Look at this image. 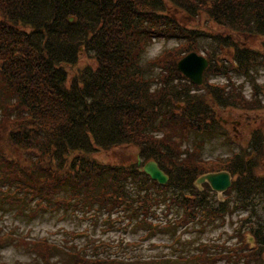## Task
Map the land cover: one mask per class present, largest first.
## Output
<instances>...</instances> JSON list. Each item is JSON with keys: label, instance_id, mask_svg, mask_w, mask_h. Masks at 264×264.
I'll return each instance as SVG.
<instances>
[{"label": "trees", "instance_id": "trees-1", "mask_svg": "<svg viewBox=\"0 0 264 264\" xmlns=\"http://www.w3.org/2000/svg\"><path fill=\"white\" fill-rule=\"evenodd\" d=\"M200 14L219 31L210 36L184 25ZM210 37L216 48L205 50L209 66L197 86L177 64L184 54L201 55V41ZM253 37L263 40L261 48L246 41ZM173 38L187 42L186 51L183 56L167 51L152 61L161 73L151 76L141 63L148 42ZM84 53L91 63L80 67ZM257 68L264 69V0H0V199L24 206L22 215L30 209L24 202L35 201L31 217L43 202L46 208L74 204L84 212L107 210L109 223L122 212L116 221L125 215L137 220L134 231L154 233L159 222L150 217H157L162 203L167 209L180 207L183 223L219 228L233 208L244 217L232 234L240 244L227 246L221 237L213 238L199 244L208 250L191 258L200 264H228L231 254L238 262L244 259L240 264L258 260L264 255L259 170L264 126L253 130L248 147L227 158L206 159L202 153L206 139L235 143L219 116L220 106L261 107L257 100L250 104L234 96V85L213 86L207 77H228L232 71L247 77ZM262 90L264 85L256 87L254 96ZM123 146L137 149L135 161L105 162L96 156ZM150 161L169 176L166 185L144 172ZM220 171L233 177L223 201L208 184L196 185L202 175ZM170 227L177 230L176 224ZM6 236L0 233V242ZM27 241L39 248L37 240ZM98 263L123 261L107 257Z\"/></svg>", "mask_w": 264, "mask_h": 264}, {"label": "rangeland", "instance_id": "rangeland-1", "mask_svg": "<svg viewBox=\"0 0 264 264\" xmlns=\"http://www.w3.org/2000/svg\"><path fill=\"white\" fill-rule=\"evenodd\" d=\"M183 23L186 27L201 29L210 36L219 31V27L205 14L185 19ZM246 41L252 47H262L263 40L261 38H246ZM153 42H159L163 45L162 54L167 51H175V53L178 52L183 56V52L186 51L187 42L182 40L174 38L156 39L148 42L147 46ZM201 42V50L199 51L203 56H205L206 49L213 50L216 48L215 39L211 37L205 38ZM162 54L158 59L162 57ZM89 63L91 60L87 54H82L78 65L83 67ZM141 63L151 76H157L161 73L160 69L153 65V62H143L141 59ZM254 71H251L247 77H243L235 71L230 72L228 77L217 76L216 74H210L207 77V81L209 79V84L213 86L228 88L230 85H234L235 91H238L234 96L244 97L245 100L251 101L250 104L257 100L261 107L243 110L220 106L219 116L225 121L224 126L229 133V138L234 139L235 143L230 146L227 139H218L212 143H207L208 139H206L202 151L204 158H227L235 151H242L251 143L253 130L257 126H264V90H262L263 94L254 96L256 87L264 85V69L257 68ZM194 92L201 93L202 90L194 89ZM203 139L205 138L200 137V140ZM186 147L184 144V148ZM137 155L138 151L133 146H123L111 151H101L96 156L105 162L130 163L136 160ZM15 156L17 155L15 154ZM262 161L259 170L264 176V156ZM12 192L15 193V190ZM171 193H175L176 196L179 195L178 191L171 190ZM218 197L223 199L222 196ZM24 205L36 211L37 204L35 201L30 203V200L27 199ZM45 205V202L42 203L39 212L34 217L29 215L31 212H29L30 209H27L28 217H25L26 214H20L24 206L0 199V233L8 235L0 242V264H42L45 260L50 261V264H100L98 263L100 259L107 260V257L123 259L122 264H145L146 262L148 264H200L199 258L192 259L191 256L203 254L205 250H208V246L205 248L204 245H199L201 242L206 243L213 238L216 240L221 237L222 243L225 242L227 246L240 244L239 238L232 237V234L242 225L241 221L244 218L239 215L241 211L236 209L232 211V208L225 214L222 219L223 224H221L223 226L220 228L217 225L211 226L199 221L194 224H186L181 219V208L176 209V204H171V212L166 213L167 208L162 203L156 207L157 217L154 219L150 217V220L159 222L160 231L154 233L153 230H148L151 232L149 234L147 230H133L137 222L134 218L128 219L123 215V221H116L122 212L114 213L109 223L106 218L107 210L99 212L97 208H94V212L99 213L97 217H94L91 216L94 212L88 211L85 214L83 210H80L81 208L74 204H68L69 206L65 208H42ZM141 218L142 216L139 217V219ZM112 222H114L113 225H111ZM171 224H176V231L170 227ZM245 225V228H249L247 223ZM242 234L246 240L250 239L249 242L251 243L252 235L248 230L242 231ZM42 238L51 244L50 248L35 243L39 247L36 248L27 241H38ZM8 242L9 244H6ZM251 244L253 246V242ZM231 255V262L228 264L244 262V259H240L238 262L235 255ZM249 263L264 264V255L258 260L251 259ZM201 264L204 263L201 262Z\"/></svg>", "mask_w": 264, "mask_h": 264}, {"label": "water", "instance_id": "water-1", "mask_svg": "<svg viewBox=\"0 0 264 264\" xmlns=\"http://www.w3.org/2000/svg\"><path fill=\"white\" fill-rule=\"evenodd\" d=\"M208 66V60L204 56L198 55L195 52L186 55L178 62L177 65L178 70L183 74V76L191 80L195 85H201L203 83L204 72ZM144 171L154 181H157L161 185L168 182V176H166V174L154 161L145 164ZM203 183H208L214 191L222 194L231 187L232 176L227 171L210 173L201 176L197 180L198 185Z\"/></svg>", "mask_w": 264, "mask_h": 264}, {"label": "clouds", "instance_id": "clouds-1", "mask_svg": "<svg viewBox=\"0 0 264 264\" xmlns=\"http://www.w3.org/2000/svg\"><path fill=\"white\" fill-rule=\"evenodd\" d=\"M163 45L159 42H153L145 48L144 55L142 57L143 62H152L158 59V57L163 53Z\"/></svg>", "mask_w": 264, "mask_h": 264}]
</instances>
